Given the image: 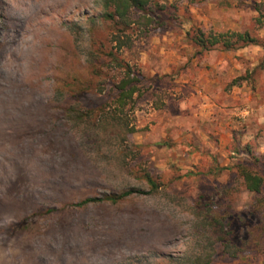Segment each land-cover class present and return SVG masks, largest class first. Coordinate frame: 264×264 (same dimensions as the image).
<instances>
[{
	"label": "rangeland",
	"instance_id": "rangeland-1",
	"mask_svg": "<svg viewBox=\"0 0 264 264\" xmlns=\"http://www.w3.org/2000/svg\"><path fill=\"white\" fill-rule=\"evenodd\" d=\"M169 4L178 20L121 52L144 79L121 146L92 143L57 91L69 76L88 79L91 55L112 47L99 1L0 0V264H184L202 243L199 195L250 204L232 169L264 157V49L200 53L185 34L264 40V0ZM127 191L141 193L105 199ZM231 264H264V253Z\"/></svg>",
	"mask_w": 264,
	"mask_h": 264
},
{
	"label": "trees",
	"instance_id": "trees-1",
	"mask_svg": "<svg viewBox=\"0 0 264 264\" xmlns=\"http://www.w3.org/2000/svg\"><path fill=\"white\" fill-rule=\"evenodd\" d=\"M98 1L102 10L100 18L107 28L112 47L91 55L88 79L69 76L57 91L67 93L69 103L63 110L70 119L72 117L76 122L88 120V127L94 132L92 143L96 144L98 137L105 136L122 146L128 143V135L133 132L127 111L132 107L134 97L141 93L144 79L121 57V52L133 46L138 34L144 36L152 30L166 29L178 20V16L176 7L169 4V0ZM189 1L200 3L205 0ZM259 17L264 19V16ZM260 18L256 20L258 23ZM185 36L200 53L216 47L222 51L250 45L264 49V40L251 36L248 31L205 33L191 28ZM90 93L95 98H89ZM232 171L241 190L253 195L250 204L243 211H235L224 203L226 192L199 195L193 213L196 234L202 243L184 264H214L218 261L231 264L240 258H256L264 253V157L250 155L234 165ZM141 178L150 192L159 189V183L148 172ZM134 192L137 191L109 195L105 199L116 203ZM94 201V198H88L80 204Z\"/></svg>",
	"mask_w": 264,
	"mask_h": 264
}]
</instances>
